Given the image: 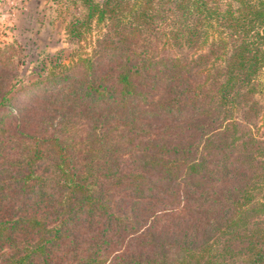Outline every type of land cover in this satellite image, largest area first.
<instances>
[{
	"label": "trees",
	"instance_id": "obj_1",
	"mask_svg": "<svg viewBox=\"0 0 264 264\" xmlns=\"http://www.w3.org/2000/svg\"><path fill=\"white\" fill-rule=\"evenodd\" d=\"M76 1L19 107L0 48V264H264V0Z\"/></svg>",
	"mask_w": 264,
	"mask_h": 264
},
{
	"label": "rangeland",
	"instance_id": "obj_2",
	"mask_svg": "<svg viewBox=\"0 0 264 264\" xmlns=\"http://www.w3.org/2000/svg\"><path fill=\"white\" fill-rule=\"evenodd\" d=\"M82 11L76 0H0V48L12 47L7 55L20 77L18 92L13 97L15 106L32 97L35 90L30 87V94L25 95L20 87H28L46 76L56 65H68L71 54L90 51L97 29L81 43L68 36L69 23L81 17Z\"/></svg>",
	"mask_w": 264,
	"mask_h": 264
}]
</instances>
